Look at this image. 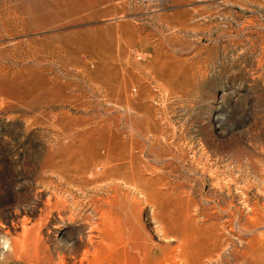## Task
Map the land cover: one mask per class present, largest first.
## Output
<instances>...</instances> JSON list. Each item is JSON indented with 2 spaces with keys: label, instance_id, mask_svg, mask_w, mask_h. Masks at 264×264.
I'll return each instance as SVG.
<instances>
[{
  "label": "rangeland",
  "instance_id": "1",
  "mask_svg": "<svg viewBox=\"0 0 264 264\" xmlns=\"http://www.w3.org/2000/svg\"><path fill=\"white\" fill-rule=\"evenodd\" d=\"M93 119L167 138L151 151L153 138H136L145 155L133 165L153 186L116 217L157 245L162 217L204 251L219 237L220 264H244L231 251L264 232L242 235L222 211L262 204L264 0H0V237L27 238L15 255L0 239V264H26L32 242L39 254L52 243L48 227L28 232L43 218L28 212L60 139L52 131Z\"/></svg>",
  "mask_w": 264,
  "mask_h": 264
},
{
  "label": "bare ground",
  "instance_id": "2",
  "mask_svg": "<svg viewBox=\"0 0 264 264\" xmlns=\"http://www.w3.org/2000/svg\"><path fill=\"white\" fill-rule=\"evenodd\" d=\"M93 121L88 126L76 124L74 127L52 131V135L58 134L60 139H55L49 148L42 169L46 183L37 189L35 205L28 212L31 215L42 213L43 218H39L28 232L32 233L35 227H48L47 237L53 241L40 250L41 254L38 253L36 243L32 242L31 254L25 256L26 264H220L228 245L221 247L223 242L219 237L206 239L204 246H209V250L204 251L198 238L189 239L187 234L175 233L178 230L173 232L164 224L168 222H164L167 220L162 217L164 223L158 220L154 225L157 242L163 244L157 245L149 241L146 233L141 237L140 229L133 231V227L123 223L122 218L119 219L120 215L116 217L117 210L124 208L123 203L127 202L128 205L129 201L134 202V195L144 196L153 186L152 179L143 178L142 173L146 170L133 165L138 154L141 157L145 155V152L139 150L136 138L144 133L153 138L148 151L155 147H166L167 138L162 133L149 136L147 128L139 131L136 127L127 126L128 131L121 132L110 125ZM241 184L239 182L238 189L242 193L245 188ZM255 184L261 205L255 202L249 207L246 204L248 201H244L245 205L241 204L243 212L238 209L235 214L230 210L222 211L233 219L235 229L242 235L253 227L264 232V178H257ZM66 225L69 226L64 233L59 231ZM0 234H3L2 228ZM261 236L252 237L247 248L242 251L232 250L234 260L240 259L244 264H264V233ZM0 239L6 245L5 253L8 250L15 255L19 248L27 247L25 237L22 241L17 239L15 245L9 244L8 239L2 236ZM174 239L180 240L171 249L169 243ZM16 257L20 258L18 254ZM15 261L18 262V259Z\"/></svg>",
  "mask_w": 264,
  "mask_h": 264
}]
</instances>
